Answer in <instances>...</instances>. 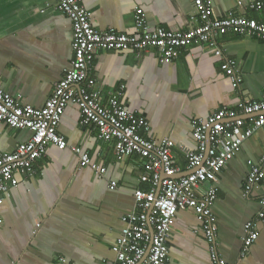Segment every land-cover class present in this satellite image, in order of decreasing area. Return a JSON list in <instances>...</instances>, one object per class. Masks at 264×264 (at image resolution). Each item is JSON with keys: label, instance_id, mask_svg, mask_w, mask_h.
<instances>
[{"label": "crops", "instance_id": "1", "mask_svg": "<svg viewBox=\"0 0 264 264\" xmlns=\"http://www.w3.org/2000/svg\"><path fill=\"white\" fill-rule=\"evenodd\" d=\"M217 16L229 10L264 21L252 11L253 0H213ZM99 30L139 33L134 13L141 7L151 28L187 29L197 10L194 0H83ZM73 24L57 8V0H0V84L24 103L43 107L55 84L71 67ZM224 52L238 62L241 82L234 87L222 70L223 59L203 45L181 49L173 61H162L158 48L99 51L93 75L105 100L120 91V103L151 125V136L174 140L173 153L185 175L188 151H196L192 122L240 100L264 98V40L229 31L219 37ZM249 117H247L248 120ZM68 147L50 145L36 161L33 176L17 174L19 184L4 195L0 206V264H113L115 243L125 224L122 217L135 209V190L150 189L142 182L145 163L137 155L119 159L115 141H103L81 123L78 105L70 103L58 126ZM29 129L11 128L0 119V154L27 141ZM80 146L100 164L104 179L81 165L71 150ZM264 154V131H256L243 149L217 175L218 197L213 211L219 251L229 262L264 264V220L259 237L242 257L244 224L260 209L264 180L247 184L248 162ZM116 181L117 187L110 188ZM208 185V184H207ZM205 187V186H204ZM206 188V187H205ZM41 227L37 228V223ZM167 264H210L209 244L201 222L191 210H179L173 222Z\"/></svg>", "mask_w": 264, "mask_h": 264}, {"label": "built area", "instance_id": "2", "mask_svg": "<svg viewBox=\"0 0 264 264\" xmlns=\"http://www.w3.org/2000/svg\"><path fill=\"white\" fill-rule=\"evenodd\" d=\"M194 3L197 14L191 18L193 25L184 30L163 26L151 28L146 12L137 7L134 22L139 33L128 34L115 29H97L83 0H57V8L72 20L75 57L43 107L24 103L0 84V119L11 128L32 132L31 137L17 144L13 151L0 154V206L5 193L18 186L17 174L35 175L36 161L46 155L50 145L60 149L68 147L58 126L66 108L73 103L80 109L83 125L91 126L100 140L115 141L119 159L137 154L145 163L141 181L149 183L150 189L135 190V209L122 217L125 227L115 243L117 255L113 264H167L173 222L181 209L193 211L201 222L209 244L210 264H238L227 261L219 251L218 226L213 211L218 192L213 181L256 131H264V98L240 100L234 108H220L207 118L194 119L192 130L198 149L186 154L189 172L177 176L182 171L173 153L174 140L165 137L158 141L152 137L149 121L120 103L124 86L120 91L109 92L105 100L93 75V63L101 50L143 53L158 48L164 62L176 59L182 48L199 44L223 59L222 70L234 87H238L242 80L238 62L224 52L218 39L233 31L264 40V21L237 14L234 10L219 17L213 0H194ZM248 8L264 14V0H253ZM71 150L81 165L90 167L97 178H105L106 165L95 161L80 146H73ZM248 166V185L264 180V154L258 162L249 161ZM116 187V181H111L110 188ZM263 220L264 194L259 211L244 224L242 257L258 239V225ZM36 226L41 227V222ZM60 260L76 264L64 257Z\"/></svg>", "mask_w": 264, "mask_h": 264}, {"label": "water", "instance_id": "3", "mask_svg": "<svg viewBox=\"0 0 264 264\" xmlns=\"http://www.w3.org/2000/svg\"><path fill=\"white\" fill-rule=\"evenodd\" d=\"M163 178H165V176H163ZM207 184H210V183H207Z\"/></svg>", "mask_w": 264, "mask_h": 264}]
</instances>
